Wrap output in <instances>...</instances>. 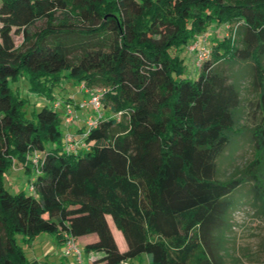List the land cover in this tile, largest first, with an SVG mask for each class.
<instances>
[{"label":"trees","instance_id":"obj_1","mask_svg":"<svg viewBox=\"0 0 264 264\" xmlns=\"http://www.w3.org/2000/svg\"><path fill=\"white\" fill-rule=\"evenodd\" d=\"M210 25L233 30L208 40ZM236 63L259 88L245 130L239 81L218 69ZM22 74L45 97L29 117L10 85ZM69 79L108 87L75 151L53 106ZM243 133L251 158L223 177L219 157ZM14 161L32 189L11 193L0 179V264H36L17 236L30 244L40 233L100 252L91 264L141 253L147 264H240L228 248L239 189L264 218V0H0V175Z\"/></svg>","mask_w":264,"mask_h":264},{"label":"rangeland","instance_id":"obj_2","mask_svg":"<svg viewBox=\"0 0 264 264\" xmlns=\"http://www.w3.org/2000/svg\"><path fill=\"white\" fill-rule=\"evenodd\" d=\"M44 20H37L34 28L43 26ZM233 29L231 27L223 28L219 26L210 25L205 33V37L209 40L211 38H222L229 34ZM11 36L15 46H19L22 41V36L14 31L12 28ZM197 41V39H196ZM192 42L187 48L189 51H194L197 42ZM186 63L189 65L191 61L186 58ZM218 69L228 78H237L240 86V104L238 109V129L240 127H251L259 113L258 105V86L253 82V71L248 65L242 66L240 63L234 65L222 64ZM12 89H17L21 96L27 99L25 110L26 115H30L31 109H37L39 105L45 101V97L38 96L34 92L29 91L26 75L22 74L17 81L10 83ZM107 86L100 84H87L86 81H73L71 79L60 83L53 88L52 94L64 103H69L78 113L79 120L86 114L94 115L93 111L88 108L80 106L90 93L99 90H107ZM83 96V97H82ZM69 99V102H65ZM47 101V100H46ZM106 109V108H105ZM58 111H61L58 109ZM103 110L100 109V112ZM86 112V114H85ZM61 132L65 133V125L61 124ZM245 132V131H244ZM251 158V149L248 139V134L243 133L236 136L234 143L228 146L219 157V166L223 177L229 175L233 168L242 166ZM0 179L4 187L11 193L17 191L29 192L30 181L29 174L25 172L24 166L18 161H14L6 170H4ZM243 192L245 188L239 189L235 197L239 199L237 206L232 210L230 222L231 232L229 234L228 248L229 252L239 257L240 264H264V218L257 214L256 209L246 202L247 197ZM110 226L114 233H116L117 240L120 245L124 243V239L118 231L111 219L108 217ZM118 234V235H117ZM18 244L23 248L26 257L29 260H37L36 264H62L66 259H61L58 255L60 246L57 245L52 235L47 233H40L38 237L30 244L21 240V236H17ZM80 244V242L78 241ZM125 244V243H124ZM81 245V244H80ZM80 247V246H79ZM73 260L68 261V264H79L76 258L68 256ZM84 258V252L83 257ZM148 257L145 253L130 259L127 264H147ZM230 262V260H229ZM229 264V263H228Z\"/></svg>","mask_w":264,"mask_h":264},{"label":"built area","instance_id":"obj_3","mask_svg":"<svg viewBox=\"0 0 264 264\" xmlns=\"http://www.w3.org/2000/svg\"><path fill=\"white\" fill-rule=\"evenodd\" d=\"M201 53L198 55V60L202 59L207 53V49L204 47L201 48ZM104 90H99L96 92L90 93L84 100L81 101L80 106L84 108L91 109L94 113V115H89L85 118L84 125L82 131L79 132H70L66 131L63 135V146L66 151H75L78 148H81L84 146L83 138L85 137L86 133L88 132V129L96 124L97 117L100 116V106H101V97ZM53 106L56 109H60L61 119L65 126L69 127L75 123H78L79 117L76 110L70 105L69 103H64L60 100H56L53 103ZM40 160V155L35 153L34 156H32V164L38 163ZM29 189L31 190L32 187L30 185ZM61 253L64 256L72 254L77 262L79 264L82 263L81 259V248L79 247L77 241L75 238L71 236H67L66 240L62 246ZM123 264H126L124 262Z\"/></svg>","mask_w":264,"mask_h":264},{"label":"crops","instance_id":"obj_4","mask_svg":"<svg viewBox=\"0 0 264 264\" xmlns=\"http://www.w3.org/2000/svg\"><path fill=\"white\" fill-rule=\"evenodd\" d=\"M83 97V96H82ZM85 114H86V112H85ZM90 115V113H88V114H86V116L85 115H83L84 117L83 118H81L79 121H78V123H75V124H73V125H71V126H69V127H67V126H65V132L66 131H70V132H79L80 130H81V127H82V125H84V121H85V118L87 117V116H89ZM112 232H113V230H112ZM121 233V232H120ZM113 235H114V237H115V239H116V242H117V244H118V247H119V249L120 250H125L126 249V243L124 244L123 242H122V245H120L119 244V242H118V240H117V237H116V233H114L113 232ZM118 235V234H117ZM122 235V234H121ZM38 237V236H37ZM53 237V236H52ZM54 238V237H53ZM85 238V237H84ZM83 237L82 238H79V239H84ZM55 240V239H54ZM56 242V241H55ZM78 242V241H77ZM57 245H59L60 246V249H61V247L63 246L62 244H57ZM78 245L80 246V248H81V257H83V252H84V258H82V263L83 264H91L92 263V260L94 259V258H96V257H98L99 255H101V253L100 252H95V251H89V252H85L83 249H82V246L78 243ZM60 257H61V259H66V261H64V262H62V264H68L69 262L68 261H71V260H73V258H68V256H72L73 257V255L72 254H70V255H67V256H64L62 253H61V250L59 251V254H58ZM36 260V259H35ZM36 262H37V260H36ZM74 264V263H73Z\"/></svg>","mask_w":264,"mask_h":264}]
</instances>
